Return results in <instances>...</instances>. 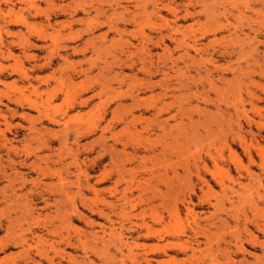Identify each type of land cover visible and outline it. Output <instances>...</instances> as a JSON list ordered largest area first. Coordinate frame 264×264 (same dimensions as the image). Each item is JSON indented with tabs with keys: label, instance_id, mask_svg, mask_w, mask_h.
<instances>
[{
	"label": "rangeland",
	"instance_id": "374dc122",
	"mask_svg": "<svg viewBox=\"0 0 264 264\" xmlns=\"http://www.w3.org/2000/svg\"><path fill=\"white\" fill-rule=\"evenodd\" d=\"M48 1L0 0V144H5L0 145V159L6 176L0 175V213L5 205L3 194L6 198L10 191L7 183L17 172V181L12 185L16 206L11 199L12 209L4 216L0 214V239L12 221L16 230L20 225L22 231L29 229L32 220L26 212L32 211L38 217L37 224L30 227L32 236L50 240L45 229H50L51 223L63 222L55 214L56 209L60 208V213L68 209L65 199L57 194L60 183L75 191L72 182L81 176L82 181L89 179L90 185H96L98 200L116 205L120 203L108 193L115 182L120 180L116 197H120L126 183L133 184L134 190L128 195L136 206L132 215L143 210L144 223L160 232L149 236L145 227H138L139 219H132L130 225L124 222L125 244L132 247L135 243V253L141 254L143 248L159 243L182 245V250L150 253L151 264L171 258L175 264H264V246L252 247L248 242L253 235L264 243V0H98L94 4L98 6V22L118 21L121 37L111 31L101 37L107 24L93 34L82 24L62 29L60 24L70 19L63 10L73 0ZM135 2L141 3L138 9L134 8ZM30 3L42 12L35 14ZM50 3L53 8L47 11ZM154 3L160 10L159 17L152 14ZM113 9L117 14L126 13V9L135 12L141 26L118 20ZM46 14L50 15L48 19ZM14 15L36 29L49 23L52 28H44L49 37L45 42H36L24 25L14 24ZM89 15L93 17L94 13ZM80 18L85 19L82 14L74 17ZM78 31H83L82 40L69 46L81 48L85 41L98 37L97 52L89 46L84 55L72 57L70 51L60 50L68 43L65 35ZM161 35L164 42L158 46L156 41ZM141 37L146 40L138 49ZM10 42L15 43L13 48L10 46L15 61L6 53ZM30 43L45 45L46 49L28 48ZM49 58L47 69L32 71ZM73 65L90 72L73 76L70 84L66 77ZM22 71L41 80L36 83L40 91L36 95L20 81ZM82 82L89 91L81 100L98 96L84 105H77L78 100L74 108L67 107V94L74 95L73 85ZM28 98L38 110L27 109L23 101ZM134 99L141 107L132 106ZM18 100L23 107L15 103ZM157 108L162 112L155 116ZM50 117L63 118L69 127L64 130L62 125L49 124ZM87 128L88 134L79 141L80 146L88 145L89 149L86 146L77 151L72 130ZM37 135H41L40 140ZM74 153L79 156L75 164L71 159ZM104 171L111 176L100 182ZM4 186L6 189L1 190ZM84 196L93 197L89 191ZM45 203L50 208H45ZM97 204L101 207L100 201ZM151 215L161 216L162 222L153 224ZM92 220L107 227L103 219ZM112 220L117 230L118 218L112 216ZM24 236L32 237L29 232ZM241 243L244 254L237 250ZM43 247L49 250L46 244ZM20 251V247L10 244L0 252V263L7 259L4 264H22L17 258ZM32 259L38 260L35 256ZM95 263L103 264L100 260Z\"/></svg>",
	"mask_w": 264,
	"mask_h": 264
},
{
	"label": "bare ground",
	"instance_id": "6f19581e",
	"mask_svg": "<svg viewBox=\"0 0 264 264\" xmlns=\"http://www.w3.org/2000/svg\"><path fill=\"white\" fill-rule=\"evenodd\" d=\"M48 2H52V1L49 0ZM97 2H98V0H93L92 2H90V0H73L72 3H71V6H69V5L67 7L65 6V8H67V9L66 10H63V12H65V13H67L69 15V18H70L69 21L62 22L59 27L62 26L61 27L62 29H69V30H71V24L72 25L73 24H82L85 27V31H88V33L93 34V32L95 30H98V28H101L104 24H107V28L108 29H107V31L101 37H105L106 34H108V32H110V31L116 33L119 37H121V31H119V27L117 25L118 24V21H116V23H114V22L112 23L110 19H106V21L98 22V6L97 5H94V4H98ZM190 2L191 1H189V3ZM135 3H136V5H134V8L138 9L139 8L138 6H140L141 3H139V2H135ZM50 4H51V7H48L47 8V11H51V9L53 8V4L52 3H50ZM30 6L33 7V11H34L35 14H38V13H41L42 12V10L39 9L38 6H35V5L33 6L32 3H30ZM62 7L64 8V6H62ZM161 8H164V6H162ZM29 10H30V8H29ZM67 10L70 11V12H68ZM127 10L128 9L123 10L126 13H123L121 11L122 13L121 12L120 13L118 12L119 14H117V13H115V9H113V15L116 16V18L119 17L118 20H122V22L123 21L124 22L125 21L126 22L128 21V23H130V22L133 23L134 27H136V26L137 27H140L141 24H142V21L140 19H137L136 18V13L135 12L128 13ZM170 10H171V12L173 11L172 8H170ZM60 11H61V9H60ZM175 11H177V10H175ZM91 12L94 13V16L93 17H90V15H89V14H91ZM152 12L151 13L154 16H156V17H159L160 16V10H159L157 4H155V3L153 5ZM99 13H100V10H99ZM12 14H13V12H12ZM79 14H82L85 17V19L80 18V19H76L75 20L74 17L77 16V15H79ZM6 15H9V14H6ZM125 15H128L129 18L128 19H125ZM16 17L17 16L14 15V18L12 20L14 22V24L15 25H18V26L24 25L26 27L25 29H27V31H28V34L35 37L36 42H45L46 41L45 39H47L49 37V35L46 34V30L44 29V28H52V26L49 23L45 24L41 28L38 27L36 29V26H34V24L28 23L26 20H23L22 17H19V18H16ZM49 17H50V15L49 14H46V17L45 18L48 19ZM46 21H48V20H46ZM82 34H83V31H78V32H73V33L71 32L69 34H66L65 37H66V39L68 38L66 40V41H68V43L67 44H63L60 47V50L62 52H68V51H70L71 52V55L70 56H72V57L79 56V55H84L86 53V51L88 50V47L89 46H91L90 49L92 50V52H97L98 51L97 50L98 49L97 48L98 46L95 43V41L98 39V37L91 38V39L85 41L84 44H83V46H82L83 48L82 47L79 48L77 46L76 47L69 46L70 44H76L77 42L81 41L82 40ZM7 36H9V33L7 34ZM30 38L31 37H29V39ZM118 40L122 42V39H118ZM144 40H146V38H143V37L140 38V41L138 42V47H137L138 49L140 48L139 47L140 46V43L144 42ZM61 41H63V40H61ZM163 42H164L163 41V36L161 35L158 38V41H156V44L159 46L160 44H163ZM13 44H15V43L14 42H10L9 47L6 48V53H7V56L8 57L13 56V53H12V51L10 49V46L12 47ZM19 44H22V43H19ZM126 45L127 46H131V44L129 42H126ZM28 48H35V49H38V50L39 49L40 50L46 49L45 48V45H43V46H37V45H34L33 43H30V45H29ZM58 48H59V46L57 47V49ZM56 55L60 57V55H59L58 52L56 53ZM31 57L32 58L33 57L35 58V56H33V55H31ZM14 58H12V59H14ZM15 59L17 60V58H15ZM15 59H14V61H15ZM28 59H29V57H28ZM62 60L65 61V59H62ZM50 61H51V58H49L48 60H46V62L43 63L42 65H36V67H33L32 71L37 70V71L43 72L45 69L48 68V66L50 64ZM16 66L17 65H14V67H16ZM2 69H3V66L0 67V71H2ZM68 69H70V68H68ZM15 70H17V69H15ZM88 72H90V69L83 70L82 67H81V65H78V69H77L75 67V65H73L72 70H71V73H69V75L67 77L65 76L66 77V81L71 84V82H72L71 80H72V77L73 76H86V73H88ZM21 77L23 79H21L20 81L22 83L26 84V86H24V87L29 88L30 89V92L32 94H35L36 95V93L40 92L39 91V85H38L41 82L40 79H38V78H32L26 72L23 73V71L21 73ZM37 82H39V83L36 84ZM72 90H74V95L73 94H70V95L67 94V97L65 99V102H66L65 104L67 105V107H70V108L71 107L74 108V106L76 105L75 102L78 101V100H79V103H77V105L80 106V105L86 104L89 100H92L94 97H97L98 96V94H96V95H93V96H91V97H89V98H87L85 100H81L82 97L86 93H88V91H89V88H86L84 86L83 82L80 83V84H77V85H73ZM54 95H56V94H54ZM111 100H113V99H111ZM23 102L27 106V109L28 110H32V111L33 110H38L37 109L38 107L35 106L36 104L34 102H32L31 100H29V98L26 99V100H24ZM15 103L18 106H20V108L23 107V103L20 102L19 100L16 101ZM138 103H140V102H138L137 99L136 100L134 99L132 106L139 108V106L142 105V104H138ZM146 108L147 107L145 106L144 109H146ZM160 111H161V108H157V113H156L155 116L159 115V112ZM23 116L25 117V119L28 118L30 120L29 115H27V114L24 113ZM243 116H245V115H243ZM71 118H74V116L71 117ZM75 119H78V118H76V116H75ZM155 119H157V117H155ZM34 121H36V120H34ZM47 122L49 124H53V125H58V126L59 125H62V127H64L63 128L64 130H66L67 129V126H68L66 122H63V118L57 119L55 117H50V118H47ZM74 124H76V123H74ZM77 124H79V123H77ZM236 124H238V123H236ZM74 127H76V126H74ZM85 127H86V125H85ZM88 130H89V128L85 129L84 131H81V130H78V129L77 130H72V133L74 134V137L76 138L74 140V143H75V145L77 147V151L80 148H82L83 150H85L86 149V146H88V145H86V146L85 145L84 146H80V141H79V139L83 135L88 134ZM51 136L52 137H56V133H52L51 132ZM37 137H39L38 140H40L41 135L40 136L37 135ZM100 137L102 138V136H100ZM47 138H49V137H47ZM4 140H6V139L4 138ZM33 140L34 139H32V135H31V141H33ZM240 140H241V138L239 137V141ZM41 143L43 144L42 140H41ZM62 143H64V142H62ZM91 143L94 144L95 142L92 141ZM4 145L5 144H3L1 146L4 147ZM11 147H13V146H11ZM45 147H48L49 148V145L46 144ZM106 147L107 146H105V148ZM13 148H15V147H13ZM105 148H103V150ZM7 149H8V147H7ZM87 149H89V146H88ZM92 150H93V148H91L90 151L92 152ZM108 151H110V150H108ZM6 152L8 153V151H6ZM71 156H72L71 157L72 163L75 164V160L77 161V159L79 157L78 156V153L71 154ZM45 159H48V158H45ZM247 159H248V156H247ZM8 163H9V161H8ZM69 165L70 164L68 163V166ZM4 166H6V165H4ZM32 166L35 167L36 169L38 167V166H34V163L32 164ZM123 168H124V166L122 167V169ZM3 170L4 169L2 168L1 159H0V175L4 178L6 176H4L5 173H4ZM75 171L77 172V169H75ZM78 172H79V170H78ZM40 174H41V176H44L43 170H42V173H40ZM47 174H49V173H46V175ZM59 174L60 173H58V179L60 177ZM78 174H76V175H78ZM83 174H84V172H82L79 175H83ZM12 175H13L11 177L12 180H10V183H7V185H9V184L11 185V186H9L10 188L8 187V190H10V191H9L8 195L6 194L7 195L6 198L4 197V194H3V201L2 202H4L5 205H4V208L1 209V213H0L1 216H4V214L6 213L5 211H8V210L12 209V207H13L12 204H14V206H16L15 205L16 201H14L15 199H14V197H12V195H13L12 194V192H13L12 191V189H13V186L12 185H14L15 182L17 181V179H16L17 172L16 173L13 172ZM76 175H75V177H76ZM212 175H213V173H212ZM110 176H111L110 173L104 171L101 174L100 182L103 181V180H105L106 178H109ZM118 177L122 181L121 174ZM82 178H83V176H82ZM61 180H63L62 177L59 179V181L61 182ZM88 180L89 179H85L84 181H82L81 180V176L80 177L77 176L76 177V180L74 182H72L74 184L75 191H69L68 189H65L67 187L62 186V183H60V188L58 189L59 193H57V194H59V195L61 194V196L65 199V202L67 203L66 208L68 206V209L65 210V211H62L61 212L62 214H61L60 213V208H57V209L55 208L56 209L55 214L58 215V218L59 219H62L63 222L62 223H59V225H53L51 223V225H50L51 228L50 229H45L46 230V235H48L49 238H51L50 240L49 239H45V238H40V237H37V236H32L33 235V232H32V230H31L30 227H32V225L37 224L38 217L37 216H34V214H35L34 212L27 211L26 213H28L29 216L32 218V219L30 218V220H32L33 223L31 222V224L29 226V229H27L25 231H22L21 225L19 226V229L16 230L15 223H13V221H12L13 224L10 222L9 223V226L8 227L6 226V235H5V237L2 238V239H0V252L4 251L10 244H14L15 246L20 247L21 248V251L18 254L17 258L19 259V261L22 264H60V262H64L66 264H96L95 261L98 262V260H100L103 264H126L127 261H129L131 264H151V261L148 258V256H149L150 253L151 254H155V253L157 254L159 252L165 253V250L166 249H170V250H176V249L182 250L183 249L182 245H178L176 243H168V244H164V245H161L159 243V244L155 245L152 248L151 247L150 248H143L141 254L135 253V249L137 248V247H134V246H136L135 243H133V246L132 247H127L126 244H125V234L123 232V230L125 229V225H123L124 222H127V224L130 225V224H132V221H131L132 219H139L141 221V225H139L138 227L139 228L145 227L147 229V234L149 236H155V235L159 234L160 232L158 230H156V229H153L151 227H148L144 223V221H145L144 220L145 212L143 210L139 214H137V215H132L131 212H133V210L136 209V206L132 205L133 202L129 199L128 195H131L132 192H133V190H134L133 189V184L131 182L130 183H126V186H125L124 190L119 193L120 194V197H116V194L118 193L117 190H116V186H117V184L120 183V180H117L115 182L114 189L113 190H109L108 193L110 194V196L117 203H120L119 205H116V203L114 204L112 202H108V201L103 200V199L98 200V194H99V192H98V190L95 187L96 185H90L89 182H88ZM37 182H39V181H37ZM72 183H70V184H72ZM20 184H22V183H20ZM96 184H98V182ZM47 185H49V184H47ZM45 186H46V184H45ZM6 187L4 186L3 187L4 189L2 188L1 190H5ZM72 187H73V185H72ZM86 191H89L90 193H92L93 197L92 198L85 197L84 196V192H86ZM2 193H4V192L2 191ZM13 193H15V192H13ZM4 198L6 199L5 201H4ZM11 199H12V201H11L12 204H10V206H9V202H10ZM98 201H100L101 207L98 206V204H97ZM49 206H50V204L45 203V208H50ZM43 207H44V205H43ZM116 209H118L119 211L118 212H115ZM105 210H107L108 213L105 212ZM151 214H152V210H151ZM112 216H115L116 218H118V222H117V224H118V229L117 230L118 231L114 228V224L115 223L112 220ZM21 217H22V215H21ZM93 217H95L97 219H103L105 221V224H107V227L105 228V227H103L101 225H98V223L96 221L92 220ZM152 218H153V224H154V222H157V223H161L162 222L161 216H154L153 215ZM263 219H264V217H263ZM40 220L41 219H39V221ZM15 222H17V220ZM74 222H76L78 225H76ZM98 227H100V232L97 231V228ZM256 227L258 229H260L259 225H257V224H256ZM177 231H179V230H177ZM25 232H29L32 237H30L29 239L26 238L24 236ZM237 236H239V235H237ZM32 238H34V241H32ZM30 240L33 243L29 245L28 242ZM237 240H239V239L237 238ZM160 241H162V240H160ZM248 242H249V244L252 247H254V246H261V247H263L264 246V243L260 242L259 239L256 236H253V235L250 236ZM44 244H46L49 247V250H46L43 247ZM111 250L114 251V254L113 255L110 254ZM208 250H206V251H208ZM237 250L240 251L243 254L246 253L245 252V249H244L243 243H241L237 247ZM70 251L71 252H74V253H78V255H75V254L72 255L71 253H69ZM226 252H229V251H226ZM34 256L37 257L38 260L33 261L32 257H34ZM222 256H224V255H222ZM227 256H228V254H227ZM14 258H15V256H14ZM90 258H92V259H90ZM7 261H8L7 259H4L3 262H1L0 264H4ZM155 262L157 264H175V259L171 258L169 261L168 260L167 261H163L162 260V262H160V261H155ZM226 263H227V261H226ZM12 264H17V262L16 261H12Z\"/></svg>",
	"mask_w": 264,
	"mask_h": 264
},
{
	"label": "crops",
	"instance_id": "0c3cea01",
	"mask_svg": "<svg viewBox=\"0 0 264 264\" xmlns=\"http://www.w3.org/2000/svg\"><path fill=\"white\" fill-rule=\"evenodd\" d=\"M41 74V73H40ZM38 76H40V75H38Z\"/></svg>",
	"mask_w": 264,
	"mask_h": 264
}]
</instances>
